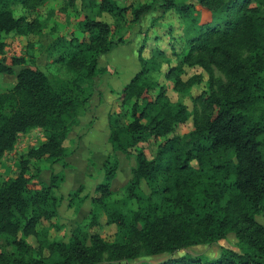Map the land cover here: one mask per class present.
I'll return each mask as SVG.
<instances>
[{"label":"trees","instance_id":"trees-1","mask_svg":"<svg viewBox=\"0 0 264 264\" xmlns=\"http://www.w3.org/2000/svg\"><path fill=\"white\" fill-rule=\"evenodd\" d=\"M55 1L0 0V40L11 32L27 35L41 27L38 15L33 20L17 16L15 6L30 14L44 7L48 17L58 12L76 17L75 29L59 34L51 49L58 48L59 59L89 79L97 75L102 56L123 40L113 38L111 24L82 15L78 2L133 14L137 21L154 9L153 4L120 6L116 0H58L55 8ZM199 5L206 11L185 0L159 4L165 11L179 12L189 36L178 67L199 66L209 75L196 97L194 129L176 133L190 117L188 105L171 100L162 86L158 94L152 93L157 83L146 73L156 68L162 49L150 59L140 54L142 69L123 89L122 103L132 102L131 119L125 126H114L119 118L111 117L109 136L115 151L136 149L123 203L135 200L138 208L109 214L118 229L113 238L74 232L67 241L48 243V256L28 238L38 236L37 226L45 220L58 225L63 196L57 190L65 176L52 171L49 181L36 182L38 163H65L69 134L80 124L90 96L78 77L55 81L26 57H13L11 65L0 60V72L17 77L11 89L0 91V165L20 134L42 128L47 136L21 156L16 177L0 181V264H264V224L256 219L264 210V0H199ZM66 49L74 51L68 59ZM17 65H23L18 72ZM176 69L167 76L177 77ZM215 69L224 79L215 76ZM150 138L158 143L153 158L139 147ZM109 161L94 203L104 205L113 194L118 159L111 165ZM230 233L238 249L221 245L213 258L189 251L220 244ZM162 254L169 256L152 261Z\"/></svg>","mask_w":264,"mask_h":264},{"label":"rangeland","instance_id":"rangeland-1","mask_svg":"<svg viewBox=\"0 0 264 264\" xmlns=\"http://www.w3.org/2000/svg\"><path fill=\"white\" fill-rule=\"evenodd\" d=\"M185 1L194 3L200 10L206 11L199 5V0ZM116 2L120 6L133 4L136 7L142 4H153L154 9L137 21L133 14L119 15L100 11L97 8L88 7L81 1L78 2L82 15L88 14L93 19L111 24L113 38L123 40L102 56L98 64L99 71L93 79L87 78L83 71L79 74L71 70L65 61L59 59L60 50L51 49V45L58 39L59 34H70V30L75 29L76 17L65 15L63 12L48 17L44 7L30 14L20 6H15L17 16L25 14L28 19L33 20L38 15L37 21L40 22L41 27L35 28L27 35L11 32L0 40V60H5L6 64L11 65V60L15 56L26 57L31 65L41 68L55 81L78 77L80 84L87 88V94L90 96L86 113L80 118V124L75 126L69 134L67 146L70 154L65 159V163H57L52 167L45 161L38 163L41 171L36 182L49 181L52 171L65 176L64 182L57 190L58 196H63L59 208L60 216L56 220L58 225H52L45 220L37 226L38 236L31 235L28 238L29 243L45 256L50 253L48 243L52 240L67 241L74 232L80 236L99 234L104 238H113L118 229L114 223L109 222V214L115 210L129 214L132 209L138 208L135 200L128 204L123 203L127 195V185L136 166V149L131 148L129 153L115 151L109 136L111 117L119 118L114 122V126L119 124L125 126L131 119L132 102L122 103L123 89L142 69L140 54L145 59H150L159 49L164 52V55L157 56L156 68L150 69L146 77L157 83V88L152 90L154 96L158 94L162 86L171 100L182 101L188 105L190 117L177 126L176 133L183 135L194 129L196 97L208 82L209 75L201 67L190 65L178 67L179 56H183L186 51L189 36L176 9L165 11L159 6L162 0H116ZM58 4L59 1H55L54 7L58 8ZM51 50H53L52 53ZM65 52V57L68 59L74 51L66 49ZM22 66H15V70L18 71ZM172 68H178L176 70L179 77L167 76ZM214 73L217 78L224 79L217 69ZM15 82L16 74L0 72V91L11 89ZM46 140V132L42 128L20 134L15 147L7 151L1 162L0 181L16 177L20 172L21 156L30 148ZM139 147L144 149L149 158H153L158 152V143L153 138L139 143ZM107 158H110L109 165L114 162V159H118V166L111 183L113 194L103 205L94 203L93 197L97 195L98 184L105 179ZM34 172H36L35 169ZM142 187L149 192L145 181L142 182ZM94 217L97 221L95 224ZM256 219L264 224V210L256 216ZM221 245L238 249V240L233 233H230L220 244L197 245L189 251L213 258L220 253ZM181 254L183 252L177 253V255ZM168 256L169 254H162L153 257L152 261H161Z\"/></svg>","mask_w":264,"mask_h":264},{"label":"crops","instance_id":"crops-1","mask_svg":"<svg viewBox=\"0 0 264 264\" xmlns=\"http://www.w3.org/2000/svg\"><path fill=\"white\" fill-rule=\"evenodd\" d=\"M14 68H15V67H14ZM20 69H21V68H19V70H20ZM19 70H18V71H19ZM15 71H16V70H15ZM18 71H16V72H18ZM16 81H17V77H16ZM15 83H16V82H15Z\"/></svg>","mask_w":264,"mask_h":264}]
</instances>
